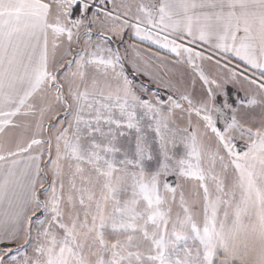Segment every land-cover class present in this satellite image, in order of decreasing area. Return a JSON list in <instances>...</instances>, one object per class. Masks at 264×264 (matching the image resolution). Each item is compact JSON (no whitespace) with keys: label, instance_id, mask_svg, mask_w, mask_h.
<instances>
[{"label":"snow or ice","instance_id":"1","mask_svg":"<svg viewBox=\"0 0 264 264\" xmlns=\"http://www.w3.org/2000/svg\"><path fill=\"white\" fill-rule=\"evenodd\" d=\"M0 264H264V0H0Z\"/></svg>","mask_w":264,"mask_h":264}]
</instances>
